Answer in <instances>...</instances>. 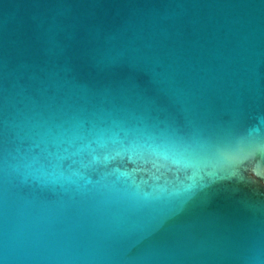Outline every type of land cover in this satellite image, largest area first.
<instances>
[{"label": "water", "instance_id": "obj_1", "mask_svg": "<svg viewBox=\"0 0 264 264\" xmlns=\"http://www.w3.org/2000/svg\"><path fill=\"white\" fill-rule=\"evenodd\" d=\"M0 264H264V0H0Z\"/></svg>", "mask_w": 264, "mask_h": 264}]
</instances>
